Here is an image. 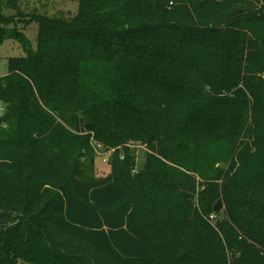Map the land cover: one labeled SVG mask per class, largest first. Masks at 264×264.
<instances>
[{"label":"trees","instance_id":"1","mask_svg":"<svg viewBox=\"0 0 264 264\" xmlns=\"http://www.w3.org/2000/svg\"><path fill=\"white\" fill-rule=\"evenodd\" d=\"M23 1L0 0L24 52L0 77V264H264V0ZM79 128L143 141V168L126 150L97 178Z\"/></svg>","mask_w":264,"mask_h":264},{"label":"rangeland","instance_id":"2","mask_svg":"<svg viewBox=\"0 0 264 264\" xmlns=\"http://www.w3.org/2000/svg\"><path fill=\"white\" fill-rule=\"evenodd\" d=\"M23 1V0H22ZM79 6L78 0H24L23 1V8L25 12L32 13L35 10L39 11L40 13H49L50 15L56 16L58 14H62L68 17L73 16L77 13ZM10 13V12H8ZM21 27V25H19ZM37 24H32L25 30L26 35L33 41L35 46V39L37 36ZM23 50L19 47V44L12 43V41H8L5 44L0 46V77L4 76L8 72V59L11 57H20L23 54ZM0 108L5 111V105L0 102ZM86 126V125H85ZM78 136H89L90 138V145L93 151V155L95 157V175L97 178H111L112 177V170H111V160L112 157L117 153L120 152V158H124V152L126 150L130 151L133 155L134 159V167L133 170L139 171L143 168L145 164V153L147 152V144L141 140L135 139H128L122 145L111 146L107 142L100 141L94 137L89 131L82 130L79 128L73 131ZM220 166V163L217 164V167ZM223 166V164H222ZM134 174V172H132ZM207 189L204 185H200L199 181L194 190L191 193L190 202L194 206V208L198 211L202 209V200L208 197V194L205 192ZM221 199L222 198H218ZM216 199L213 202V205L216 204ZM225 208L224 201L222 200V209L220 214H222ZM216 213L208 218L209 222L215 224Z\"/></svg>","mask_w":264,"mask_h":264},{"label":"water","instance_id":"3","mask_svg":"<svg viewBox=\"0 0 264 264\" xmlns=\"http://www.w3.org/2000/svg\"><path fill=\"white\" fill-rule=\"evenodd\" d=\"M84 121H85L86 126H89L92 124V121L89 120L88 118H84ZM221 209H222V200L218 199L216 204L214 205V212L220 213Z\"/></svg>","mask_w":264,"mask_h":264},{"label":"built area","instance_id":"4","mask_svg":"<svg viewBox=\"0 0 264 264\" xmlns=\"http://www.w3.org/2000/svg\"><path fill=\"white\" fill-rule=\"evenodd\" d=\"M2 113V109L0 108V114ZM133 172L135 173L136 171H135V169L133 170Z\"/></svg>","mask_w":264,"mask_h":264}]
</instances>
